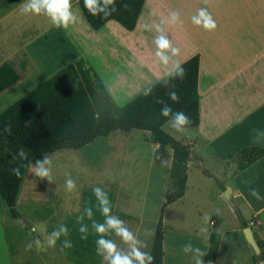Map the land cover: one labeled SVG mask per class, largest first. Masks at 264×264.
Listing matches in <instances>:
<instances>
[{"label":"crops","instance_id":"obj_1","mask_svg":"<svg viewBox=\"0 0 264 264\" xmlns=\"http://www.w3.org/2000/svg\"><path fill=\"white\" fill-rule=\"evenodd\" d=\"M22 3L7 12L0 8V65L12 61L20 74L15 85L0 93V112L81 59L122 106L174 70L175 61L181 65L199 55L201 122L178 130L169 120L163 128L195 150L210 173L218 165L214 157L227 163L233 151L264 148V0H145L132 30L115 19L94 29L80 0H72L77 22L67 29L55 27L46 12L22 14ZM201 8L215 21L214 31L193 23ZM171 12L179 14L176 24L171 23ZM146 23L150 31L145 30ZM156 25L162 32H157ZM159 35L167 36L180 49L179 56L165 53L167 65L156 54ZM151 143L158 150L159 144ZM163 153L168 159L164 168L169 171L173 149L166 146ZM203 170L188 162L186 192L166 208L186 202L203 205L211 187L212 215L204 221L203 217H163V264H196L197 258L203 264H258L244 229L255 220L254 235L264 241V155L225 181L217 178L223 190ZM227 188L236 207L222 195ZM253 189L261 199L252 195ZM186 244L193 251L185 252ZM196 248L204 255L197 257ZM16 253L20 256L21 250L11 246L0 213V264H15ZM17 264L26 261L18 259ZM101 264L108 261L103 258Z\"/></svg>","mask_w":264,"mask_h":264},{"label":"trees","instance_id":"obj_2","mask_svg":"<svg viewBox=\"0 0 264 264\" xmlns=\"http://www.w3.org/2000/svg\"><path fill=\"white\" fill-rule=\"evenodd\" d=\"M22 1L0 0V8L7 12ZM98 3L104 11L100 12L98 9L97 15L93 16L83 8V0H80L82 11L94 29H99L109 20L115 19L132 30L137 25L145 0H115L114 5L107 6L103 4V0H98ZM180 67L184 69L183 77L175 75V68L138 96L118 106L97 75L81 59L67 64L0 112V201L5 204L9 216L14 219L23 218L19 200L30 167L37 160L62 149H83L97 138L109 136L117 130L126 134L134 129L150 131L152 141L159 144V151L164 152L166 146L173 149L171 187L166 190L163 207L181 198L186 192L188 156L191 149L189 145L168 133L163 124L169 120L175 121V114L178 112H182L188 119V123L181 127L200 124L199 55L186 60ZM19 79L20 74L12 61L0 65V93L15 85ZM149 89L151 92H148ZM171 91L177 93L178 101L170 99L168 93ZM158 99L164 100L172 108L169 116L161 115L163 105L156 102ZM20 148L26 151V159L15 158ZM263 155L262 147H243L231 152L227 163L233 162L236 166L234 173H237ZM18 166L19 176L12 172ZM203 172L213 177L220 188L224 189L212 173L207 169ZM93 188L95 187L85 188L82 209L55 229L58 230L61 225L69 229V235H61L57 242L66 258L75 264H101L103 259L97 254V240L101 238V234L96 232L93 224H103L105 218L100 212ZM99 188L107 194L114 215L117 197L115 190ZM87 208L92 210L91 219L85 212ZM236 211L241 217L240 210L236 208ZM82 225L87 227V239L81 238L84 235L80 231ZM110 235L111 229H108L103 238L110 240ZM164 235L161 215L151 244L152 264H163ZM65 240H69L72 247L63 248ZM258 242L262 252L260 256L253 254L255 262L264 259V241L258 239Z\"/></svg>","mask_w":264,"mask_h":264},{"label":"rangeland","instance_id":"obj_3","mask_svg":"<svg viewBox=\"0 0 264 264\" xmlns=\"http://www.w3.org/2000/svg\"><path fill=\"white\" fill-rule=\"evenodd\" d=\"M175 123L174 120H171ZM180 129L184 127L180 126ZM149 131L134 129L126 134L117 130L109 136H101L80 150L62 149L47 154L51 161L52 181L40 179L30 167L23 186L19 208L23 218L9 216L0 201V213L4 217L8 240L13 248L20 249L18 259L26 264H75L68 260L59 246L47 245V237L69 216L82 209L83 192L88 187L111 188L116 192L114 216L140 241L138 247L150 254L153 236L159 217H210L214 209V197L208 187L204 204H176L163 207L167 188L171 187L170 170L165 154L153 148ZM216 169L211 173L222 181L236 169L234 163H224L214 157ZM75 181L76 189L69 192L66 180ZM216 181V180H215ZM220 187V186H219ZM33 225H39L33 232ZM39 239L37 250L34 241ZM110 240L119 250L128 253L130 248L111 229ZM33 247L26 250V244Z\"/></svg>","mask_w":264,"mask_h":264},{"label":"clouds","instance_id":"obj_4","mask_svg":"<svg viewBox=\"0 0 264 264\" xmlns=\"http://www.w3.org/2000/svg\"><path fill=\"white\" fill-rule=\"evenodd\" d=\"M115 0H103V4L114 5ZM83 8L87 10V12L93 16L97 15V10L100 12L104 11V8L99 7L98 0H83ZM20 11L22 14H34L40 15L41 12H46L47 16L51 18L53 25L57 28L67 29L70 25H73L77 22V16L73 11V3L72 0H23V3L20 6ZM115 11V8H113ZM106 15H110V13H106ZM171 23L176 24L179 21V14L176 12L170 13ZM193 23L196 25H202L206 31H214L217 27L215 21L212 19L211 15L208 13L206 8H201L199 10L198 16H194L192 18ZM145 30H151L149 25L146 23L144 25ZM157 32H162V29L159 25H156ZM155 44L158 49L157 56L160 58L163 64L167 65L169 62V57L165 54L167 51H170L172 56H179L180 49L172 46L171 41L165 35H159L155 38ZM176 64V73L180 77L184 76V69L180 67L178 61L174 62ZM151 92V89L148 90ZM148 92L145 94L147 95ZM168 96L173 101H178L179 97L175 91H171L168 93ZM159 104H162L161 115L167 117L172 112V108L162 99H158L156 101ZM188 123L187 117L182 113L178 112L175 114V123L174 127L180 130V126ZM21 160L27 158V153L23 148H20L16 157ZM36 166L33 169L34 175L39 177L40 179H47L49 182L52 181V173L50 169L51 161L45 157L42 160H37ZM12 172L19 176L20 175V167H16L12 169ZM66 187L69 192L74 191L76 189L75 181L68 179L66 180ZM95 194L97 200L100 205V212L105 218V223L103 224H93L96 232L101 234V238L97 240V254L101 255L105 260L108 261V264H152L153 257L146 252H142L138 245L140 241L137 240L136 236L130 231L126 226L123 220L118 217L112 215V207L110 205L107 194L99 187H95L92 189ZM252 195L256 197V199H261L259 193L256 190H252ZM86 214L89 219L92 218V210L91 208L85 209ZM83 217H81L82 219ZM39 228V225H33L32 231L35 232ZM108 229L114 230L115 234L119 236L122 241L127 244L130 248L128 253H123L121 250L117 248V245L111 241L103 238V234H105ZM81 233L84 235L81 237L82 239H87V227L81 226ZM61 235L67 237L69 235V229L61 225L58 230H54L49 237H47V245L49 247H55L57 244V240L60 239ZM37 250L41 247V241L36 239L34 241ZM33 244H26V250L32 249ZM72 244L69 240H65L63 244V248H70ZM184 251L189 252L193 251L191 244H186L184 246ZM197 254V257L204 255L199 248L194 250ZM196 264H203V262L197 258Z\"/></svg>","mask_w":264,"mask_h":264},{"label":"water","instance_id":"obj_5","mask_svg":"<svg viewBox=\"0 0 264 264\" xmlns=\"http://www.w3.org/2000/svg\"><path fill=\"white\" fill-rule=\"evenodd\" d=\"M188 162H193L196 163L197 165H199V167L201 169H205V165L203 163V160L201 159V157L195 152V150H191L188 156ZM223 197L233 206L236 207V203L233 199V196L231 194V190L230 188H227L226 190L223 191L222 193ZM244 234L246 237V240L248 241V243L250 244V246L252 247L254 253L257 256L261 255V247L259 245L258 240L256 239L254 232H253V228L248 226L244 229ZM258 264H264V259H261L259 261Z\"/></svg>","mask_w":264,"mask_h":264},{"label":"built area","instance_id":"obj_6","mask_svg":"<svg viewBox=\"0 0 264 264\" xmlns=\"http://www.w3.org/2000/svg\"><path fill=\"white\" fill-rule=\"evenodd\" d=\"M255 224V220H252L251 222H250V227H252L253 225Z\"/></svg>","mask_w":264,"mask_h":264}]
</instances>
